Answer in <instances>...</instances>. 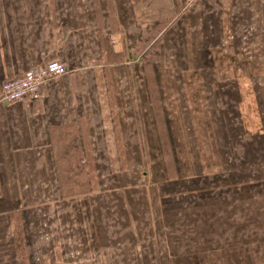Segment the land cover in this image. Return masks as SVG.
<instances>
[{
	"label": "crops",
	"instance_id": "obj_1",
	"mask_svg": "<svg viewBox=\"0 0 264 264\" xmlns=\"http://www.w3.org/2000/svg\"><path fill=\"white\" fill-rule=\"evenodd\" d=\"M263 6L264 0H0V88L53 60L68 69L38 99L0 100V230L44 223L41 207L50 202L61 218L57 226L80 244L92 243L97 264H168L167 246L185 247L186 222L173 220L202 196L195 185L248 176L264 185V79L249 72L257 67L253 50L264 47L256 25ZM146 36L143 53L151 57L136 67L153 76L129 77L126 53L141 58L132 46ZM249 83L262 92H249ZM180 86L208 94L197 109L210 111V121L219 109L232 117L198 128L197 139L219 149L207 147L201 156L188 147L183 164L191 172L174 157L165 111ZM238 110L249 112V122L234 119ZM239 132L249 136V155L236 154ZM0 239L6 246L8 234ZM8 256L0 253V261ZM194 259L200 260L185 251L180 262Z\"/></svg>",
	"mask_w": 264,
	"mask_h": 264
},
{
	"label": "rangeland",
	"instance_id": "obj_2",
	"mask_svg": "<svg viewBox=\"0 0 264 264\" xmlns=\"http://www.w3.org/2000/svg\"><path fill=\"white\" fill-rule=\"evenodd\" d=\"M263 24L264 18L256 21L257 30L260 32L259 40L264 38V32H262L264 29L260 28ZM144 38L142 43L135 42L132 46L135 55L141 50V58H133L131 53H126L125 67L129 69L127 71L129 77H144V73L147 78L153 76L151 70L143 71L139 75L137 69L138 66L145 64L143 61L147 62L151 57L150 52L143 53L146 47L143 41H147L149 36ZM254 41L256 43V40ZM262 48L257 47V50H253L254 65L257 67L254 68L255 70H249V72H252L254 76L255 74L257 76L262 75L264 79V47ZM107 55L109 59H112V54ZM150 61L153 63L156 59ZM154 71L156 74V70ZM130 87L132 89L134 86ZM150 87L152 88L153 85ZM249 92H262V86H252L249 83ZM207 96L208 94H205L202 88L198 87L190 91L187 86H180L172 99L173 104L168 110H165L169 126L173 130L171 136L175 142L174 157L180 158L179 167L182 168L183 166L186 171L190 169L183 164L188 160V147L191 148L192 146L196 152H200L201 156L206 153L207 147L219 149L214 144L204 146V143L197 139V135L202 136V132L198 128L203 125L204 130L206 127H210L215 120L212 118L210 121L211 116L205 117L206 114H210V111L205 112L204 107V110L202 108L197 109L198 104L202 106L200 98L206 99ZM183 97L185 98L183 99ZM184 105L186 106L185 109ZM217 109L219 108L217 107ZM238 112L239 114H236L238 117L233 116L234 119L238 122L241 119L249 122V112L248 114L245 110H242L241 113L238 110ZM222 115L230 116L231 114L226 112L220 114V109L216 111L217 121L215 120V125H222V122H225V118H220ZM230 118L232 119L231 116ZM257 124L261 123L258 122ZM181 125H185L186 130H181ZM239 134L241 136L237 138L238 151L236 154L238 156L249 155V136H245L244 133L242 135L241 132ZM206 135L213 137L212 133H206ZM201 145L205 149H201ZM188 172H191V169ZM260 183L261 179L254 181L250 180L248 176L247 180L242 181H225L224 177L215 180L211 178L202 182V185H195L196 188L201 189L202 196L191 199L187 210H185L187 207L183 205L184 210L177 213V218L173 220L174 225H181L186 222V228L180 232L185 238V247L175 244L168 245V257L171 259L168 264H182L180 258L185 251L190 256L200 258L199 261L197 259L191 260L192 264H264V188L262 187L264 185ZM233 185H237L238 190L230 191L229 187ZM254 185L256 188L252 191ZM180 189L179 192H185L182 188ZM85 190V187H79V193H85ZM183 200V198L180 199L181 202ZM184 203L186 204V201ZM49 204L50 202H47L44 207H41L44 211L46 210V214L42 216L45 218V224L43 221L34 224L31 222L33 220L27 218V221L31 220L27 229L18 227V229L0 230V236L5 237L8 234L9 237L6 246L4 244L5 238H3L4 243H0L2 244L0 245V253L10 255L8 261L1 260L0 264H97V259L93 257V254L96 253L92 243L83 244L81 241L82 244H80V240L73 238L68 229L61 230L57 226V219L59 223L61 218H57L56 208ZM227 204H231V206H226ZM10 231L12 235H9ZM97 238L99 239L100 236L97 235ZM1 241L2 239H0ZM5 247L7 248L5 249ZM51 258L56 262H51ZM191 261L189 262L191 263Z\"/></svg>",
	"mask_w": 264,
	"mask_h": 264
},
{
	"label": "built area",
	"instance_id": "obj_3",
	"mask_svg": "<svg viewBox=\"0 0 264 264\" xmlns=\"http://www.w3.org/2000/svg\"><path fill=\"white\" fill-rule=\"evenodd\" d=\"M67 73L68 69L65 65L57 60L33 67L23 75L3 82L0 88V100L6 104H14L38 99L43 86Z\"/></svg>",
	"mask_w": 264,
	"mask_h": 264
}]
</instances>
